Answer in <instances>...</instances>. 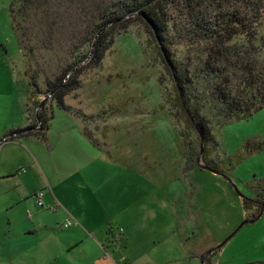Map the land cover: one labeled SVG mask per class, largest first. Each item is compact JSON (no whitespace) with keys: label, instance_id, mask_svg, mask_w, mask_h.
Segmentation results:
<instances>
[{"label":"rangeland","instance_id":"374dc122","mask_svg":"<svg viewBox=\"0 0 264 264\" xmlns=\"http://www.w3.org/2000/svg\"><path fill=\"white\" fill-rule=\"evenodd\" d=\"M35 1L37 8L22 22L37 33L30 42L34 58L26 59L12 30V0H0V264H79V231L108 232L109 241L129 239L136 248L172 244L173 236L161 240L175 222L173 208L181 225L194 222L196 235L208 234L205 244H222L221 264H264V210L236 230L245 220L242 198L255 197L256 186L264 195V107L247 119L224 122L210 101L204 104L212 139L208 158L224 174L194 166L199 133L176 107L155 41L132 21L115 33L99 67L82 68V86L64 99L71 111L59 110L44 80H54L73 48L87 39L92 16L84 14L85 0ZM228 44L237 51L225 63L239 64L226 67L227 84L238 94L244 87L241 61L264 74V17ZM171 52L198 87H207L200 80L207 59L202 48L174 45ZM27 66L40 93L29 86ZM43 106L48 114L52 109L44 139L23 132L4 141L35 123ZM8 171L15 178H2ZM70 217L78 224L64 229Z\"/></svg>","mask_w":264,"mask_h":264},{"label":"trees","instance_id":"16d2710c","mask_svg":"<svg viewBox=\"0 0 264 264\" xmlns=\"http://www.w3.org/2000/svg\"><path fill=\"white\" fill-rule=\"evenodd\" d=\"M85 1H87V8H85L84 14L92 16L90 34L80 47L78 43L73 48L68 61L65 62V66L57 77L52 81L44 80L45 93L52 94L51 100L58 108L71 111L64 99L82 86L77 77L78 74L83 69L99 67L115 33L125 30L130 22L137 21L153 38L161 53L162 62L173 82L177 98L176 107L180 108V111L194 124L193 126L199 133L200 150L202 151L201 153L199 151L193 160V165L224 174V171L212 159L208 158L209 149H207L206 143L212 139L207 127V119L201 114V109L204 104L210 101L217 116L222 117L224 122H228L247 119L264 107V74L255 72L250 65L243 67L241 61V70L245 74L244 87L237 94L234 93L232 87H228L227 83L230 80L225 72L231 65L239 64V60L235 63H225L226 58L228 59L230 55L233 56L237 51L228 42L235 35L248 34L262 22L264 0ZM50 2L52 0H41L38 1V4L47 5ZM35 8H37L35 0H12L9 8L12 30L26 59L34 58L36 47L30 45V42L31 37L36 36L37 33H33L31 28L22 25V22L28 20L29 13L33 12ZM88 8L91 10L89 11ZM59 26L57 25V28ZM53 27L54 24L48 25L46 37L49 38V41L51 40L50 36L54 34L51 32ZM40 35H44V29L40 30ZM42 42L45 43V39H42ZM174 45L197 46L207 53V59L204 61L205 70L200 77L207 87H198L190 79L188 71L171 52ZM211 59L214 60L213 63L221 64L220 62H223L224 66L221 68L210 65ZM25 74L28 76L32 91L38 93L37 75L30 73V66H27ZM51 111L52 109L48 114L44 106L40 107L34 115L35 123H31L24 131H14L15 135L6 137L4 141L19 139L23 132L44 139L49 121L52 119ZM249 143L251 142L245 143V149ZM229 162H231L230 159ZM257 189L258 186L253 188L255 197L242 198L245 224L257 220L264 205V195L258 193ZM239 228L241 227L236 230ZM220 246L210 249L206 254L215 252Z\"/></svg>","mask_w":264,"mask_h":264},{"label":"crops","instance_id":"0c3cea01","mask_svg":"<svg viewBox=\"0 0 264 264\" xmlns=\"http://www.w3.org/2000/svg\"><path fill=\"white\" fill-rule=\"evenodd\" d=\"M29 138L36 137L32 135ZM12 174L13 171H8L7 175L4 174L5 176L2 178H15ZM20 180L23 181V179ZM173 214L175 222L168 225V230L163 231V236L166 238L161 240L162 243L170 242V236H173L172 244L157 243L136 248L131 245L129 239L121 243L119 238L114 239L113 242L109 241L108 232L103 236H98L95 231H92L90 235L79 231V251L82 254L79 264H221L220 260H217V256L222 255L226 249L222 253L220 247L215 252L206 254L210 249L218 246L210 247L209 244H205V235L208 236V234L199 233L196 235L194 222L189 223L186 220L181 225L179 215L174 208ZM77 224L78 221L75 220L70 227ZM36 232V228L27 230L25 235L30 236Z\"/></svg>","mask_w":264,"mask_h":264},{"label":"built area","instance_id":"2783aa9c","mask_svg":"<svg viewBox=\"0 0 264 264\" xmlns=\"http://www.w3.org/2000/svg\"><path fill=\"white\" fill-rule=\"evenodd\" d=\"M38 204L41 205V202L39 201ZM73 223H74V221H73L72 218L70 217V218H68V219L63 223L62 226H63L64 228H68V227H70Z\"/></svg>","mask_w":264,"mask_h":264},{"label":"water","instance_id":"95a60500","mask_svg":"<svg viewBox=\"0 0 264 264\" xmlns=\"http://www.w3.org/2000/svg\"><path fill=\"white\" fill-rule=\"evenodd\" d=\"M93 46H94V44L92 45V48H93ZM90 54H91V53H90ZM201 141H202V139H201ZM200 153H201V150H200ZM263 210H264V205L262 206V210H261L260 215L258 216V218L262 215ZM245 223H246V220H244V221L240 224L239 227H242ZM234 233H235V232H234Z\"/></svg>","mask_w":264,"mask_h":264}]
</instances>
